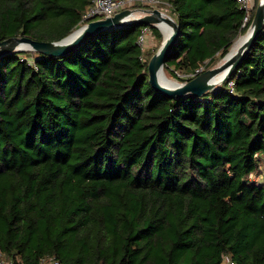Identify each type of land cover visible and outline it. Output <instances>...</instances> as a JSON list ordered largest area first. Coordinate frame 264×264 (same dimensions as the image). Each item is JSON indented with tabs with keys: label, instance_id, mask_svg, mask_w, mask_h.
I'll use <instances>...</instances> for the list:
<instances>
[{
	"label": "trees",
	"instance_id": "16d2710c",
	"mask_svg": "<svg viewBox=\"0 0 264 264\" xmlns=\"http://www.w3.org/2000/svg\"><path fill=\"white\" fill-rule=\"evenodd\" d=\"M90 1L0 0V41H58ZM163 1L178 25L163 71L183 82L254 13L241 28L238 0ZM144 27L161 39L130 24L61 57H0V252L13 264H264V27L217 90L175 99L148 81L161 40L146 56Z\"/></svg>",
	"mask_w": 264,
	"mask_h": 264
},
{
	"label": "water",
	"instance_id": "95a60500",
	"mask_svg": "<svg viewBox=\"0 0 264 264\" xmlns=\"http://www.w3.org/2000/svg\"><path fill=\"white\" fill-rule=\"evenodd\" d=\"M165 23L171 27V32L162 42L157 51L150 57L147 65L149 83L160 94L169 99L179 98L186 94L201 97L204 93H212L218 89L228 78L230 73L238 66L248 52L257 35L264 27V0H258L251 19V23L243 35V40L233 50L234 44L229 51L212 68L200 72L191 80L182 83L175 82V86L164 85L161 81L163 65L166 56L173 47L177 36L178 25L169 15H163L158 9L131 8L124 9L111 17L93 20L87 25L78 27L66 37L51 42H39L28 37H11L0 41V57L16 51H33L38 54L61 57L81 45L87 38L102 31L118 29L130 24H142L153 26L160 33L159 24Z\"/></svg>",
	"mask_w": 264,
	"mask_h": 264
},
{
	"label": "built area",
	"instance_id": "2783aa9c",
	"mask_svg": "<svg viewBox=\"0 0 264 264\" xmlns=\"http://www.w3.org/2000/svg\"><path fill=\"white\" fill-rule=\"evenodd\" d=\"M239 8L243 10L244 16L242 18L241 28L245 27L249 22L251 15L255 9V0H238ZM140 6L146 9H158L163 15H169V5L163 0H91L90 4L86 8L85 12L82 14L80 21L78 22V27L87 25L93 20L103 19L106 17H111L114 14L120 12L124 9H131ZM170 16V15H169ZM146 37L149 40L152 37L149 28L144 27L138 37V44L143 50ZM146 45V44H145ZM145 47V46H144ZM203 68L197 69L193 74L181 76V77H194L199 74ZM232 86V83H229ZM0 264H13L11 260L5 259L3 254L0 252ZM38 264H62L54 256H48L41 258ZM222 264H235L232 262L228 256H223Z\"/></svg>",
	"mask_w": 264,
	"mask_h": 264
},
{
	"label": "rangeland",
	"instance_id": "374dc122",
	"mask_svg": "<svg viewBox=\"0 0 264 264\" xmlns=\"http://www.w3.org/2000/svg\"><path fill=\"white\" fill-rule=\"evenodd\" d=\"M256 1V0H255ZM138 7H140V6H138ZM137 8V7H136ZM254 12V11H253ZM170 15V14H169ZM162 39H163V35H162V33H161V42H162ZM160 40L158 39V38H155L153 35H152V37H151V39L149 40V37H146V41H145V43H144V46H143V51L144 52H146V56H149L148 55V52L150 53L155 47H157L158 46V44H159V42H160ZM146 44V45H145ZM217 64V63H216ZM215 64V65H216ZM215 65H213L212 67H214ZM211 67V68H212ZM164 73H165V75L167 76V78L169 79V80H172V81H174V82H178V83H182L183 81H180V80H178L177 78H175V77H173L172 75H169L168 73H166L165 71H163Z\"/></svg>",
	"mask_w": 264,
	"mask_h": 264
},
{
	"label": "bare ground",
	"instance_id": "6f19581e",
	"mask_svg": "<svg viewBox=\"0 0 264 264\" xmlns=\"http://www.w3.org/2000/svg\"><path fill=\"white\" fill-rule=\"evenodd\" d=\"M158 27H159V29H160V31H161L163 37H164V38H167V36H168V35L170 34V32H171V27H169V26H168L167 24H165V23H161V24H159ZM244 34H245V33H244ZM244 34H243V35H244ZM243 35H241V36H243ZM243 38H244V36H243V37H240V38L238 39V41H237V42L234 44V46H233V50L238 46V44L243 40ZM161 81L164 83V85L175 86V82L172 81V80H169V79L167 78V76L165 75L164 72L161 74Z\"/></svg>",
	"mask_w": 264,
	"mask_h": 264
}]
</instances>
